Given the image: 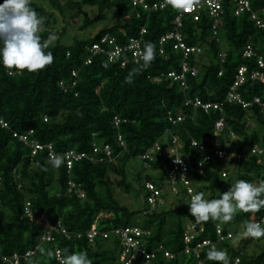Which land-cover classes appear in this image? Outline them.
Wrapping results in <instances>:
<instances>
[{"label": "trees", "instance_id": "16d2710c", "mask_svg": "<svg viewBox=\"0 0 264 264\" xmlns=\"http://www.w3.org/2000/svg\"><path fill=\"white\" fill-rule=\"evenodd\" d=\"M49 1L52 9L62 10L60 0ZM69 1L74 3L75 17L83 14L81 30L103 20L106 9L111 7L116 8L118 19L92 36L78 37L72 44H64L57 36L60 31L51 24L53 10L30 0V6L43 18L38 33L41 39L49 33L56 39L47 49L52 52L53 61L45 68L36 72L11 70L12 73L0 68V119L8 123V127L0 124V254L7 256L6 260L0 257V264H14L15 253L20 255L17 264H59L55 249L60 248L63 254L65 247L69 252L84 251L92 264H125L119 257L123 245L116 231L133 226L150 231L137 237L141 243L148 244L149 251L163 244L164 248L157 252L156 264H200L195 253L184 252L185 225L194 220L189 208L176 207L166 200L152 206L148 201L154 193L146 186L147 182L153 183L166 197L162 183L168 170L166 159L152 162L151 167L159 169L158 175L135 171L130 162L139 160L137 156L149 150L157 140L167 150L177 136L193 176L205 180L207 189L215 192L225 184V178L230 180L233 176L222 168L219 158L207 162L204 173H197L196 160L202 154L191 140L214 136L219 146L238 151L255 142L264 146L257 131L247 129L251 120L264 128V117L258 107L244 108L237 102L224 100L239 66L245 65L248 71L257 67L254 57L243 56L246 45L251 42L264 58V28L254 24L248 11L234 15V0H222L223 23L216 35L213 34V19L207 12L203 11L198 21L184 15L178 28L183 41L188 46H201L202 52L189 53L187 59L191 66H196L197 72L186 73V86H183L179 80L167 76L168 72L182 70L183 50L166 42L165 53L159 51L161 36L176 29L175 17L182 7L174 8L169 3L162 9L145 10L131 0ZM156 1L160 0H147L150 4ZM263 6L264 0H251L253 10ZM261 16L264 17V13ZM143 26L146 30L140 34ZM104 34L114 37L119 45L128 43L130 38L141 37L142 49L151 42L152 61L148 65L141 60L137 62L129 51L110 60L108 44L104 46L105 51L93 53L92 44ZM204 57L206 61L202 62ZM130 71L133 73L131 83H126L125 77ZM61 80L65 87H61ZM238 90L246 100L255 95L264 96V83L247 81ZM195 96L204 101L224 102V135L217 134L214 129L215 121L221 117L216 109L206 112L198 108L195 118L186 117L180 123H171L169 111L193 113L192 107L184 105V101ZM116 119L120 123L116 124ZM30 128L33 139L42 144L52 143L58 154L70 148L91 153L93 145L97 144L100 148L109 145L111 155L108 157L100 152L101 162L82 159L70 170L62 158L60 167L53 168L47 148L32 154V148L13 134L14 131L27 132ZM230 130L237 132L239 138L231 140ZM227 160L229 164H238L237 179L258 182L261 174L264 178V163L255 155L243 160L233 157ZM223 170L227 171L226 176L222 175ZM69 180L76 185L71 187ZM79 190L84 196H79ZM133 192L143 196L141 206L129 204L127 199ZM252 216L264 217V208L255 213L237 212L230 221L233 228L230 222L211 219L202 222L204 229L194 242L211 240L201 251L202 264H219L206 259V251L212 244L226 251L229 262L238 256L240 264H264V248L250 254L246 252L248 242L239 237L243 222ZM45 221L49 225L59 222L68 233L53 231L52 241L41 242L40 237L47 230ZM217 222L222 224L224 231L232 230L234 236L218 241ZM93 228L100 233L90 240L88 232ZM38 244L44 252L37 250L36 254L25 258L26 251L35 249ZM164 249L172 251L174 256L167 259ZM49 250L52 256L46 254Z\"/></svg>", "mask_w": 264, "mask_h": 264}, {"label": "built area", "instance_id": "2783aa9c", "mask_svg": "<svg viewBox=\"0 0 264 264\" xmlns=\"http://www.w3.org/2000/svg\"><path fill=\"white\" fill-rule=\"evenodd\" d=\"M133 4L140 5L145 10H153V9H162L166 7L169 4V0H160L153 2L150 4L147 2V0H131ZM235 3L233 5V13L234 15L242 14L245 11H248L250 14L251 20L254 22V24L258 28H264V17L261 16V13H264V6L258 9H252L251 8V0H234ZM185 3L187 4L186 7H182L180 13H178L175 17L176 21V29L173 31H169L163 36H161L159 43L161 45L160 47V53H165L164 45L166 42H171L173 48L175 49H181L184 52L183 60L181 62V71L179 73H176L174 71L168 72L167 76L172 77L174 80H179L181 85L186 86V80L185 76L186 73L191 72V74H196L197 68L196 66H191L189 63V53H200L202 52L201 46H188L184 41L182 34L179 31V27L182 24V18L184 15L188 14L192 16L193 20L198 21L200 20L201 13L203 11L207 12L213 19L212 22V28H213V34H217V29H219V26L222 25V13H223V6H222V0H185ZM138 14V13H137ZM146 28L143 26L140 29V34H143L145 32ZM141 40L142 38H130L128 43L124 45H119L115 42L114 37H112L109 34H104L98 41L94 42L92 44L91 51L93 53L99 52V51H105V45H110L111 48L107 50V54L109 56L110 60H113L117 57H119L123 51H129L132 53V57L134 60L139 62L140 59V53L143 50L141 47ZM220 56L223 57L224 54L220 53ZM244 57H254L257 62V67L252 69L251 71H248L247 67L245 65L239 66L237 73L235 74V79L233 81V84L229 87L225 101L232 103L237 102L242 105V107H252L256 106L262 113L264 117V96L261 95H255L251 99H244L238 90L239 87L246 83L247 81H254L259 80L260 82L264 83V71L262 70L264 68V58L262 55L258 54L254 47L252 46V43L249 42L244 51H243ZM89 61V59H88ZM9 73H12V71H9ZM220 74V72H219ZM155 79H158L156 77ZM61 87H65V82L61 80L60 82ZM223 101H204L198 96H195L194 98H186L184 101V105L192 107V112H183L179 111L178 113H173L172 111H169V120L172 124L180 123L185 120L186 117L195 118L196 117V109L202 108L204 111H209L210 109H216L221 112V117H219L215 123H214V129L217 134H223V131L226 127L225 122V114L223 110ZM44 120H47V117H44ZM116 124L120 123L119 119H116ZM0 124L2 127H8V123L4 120L0 119ZM33 133V129L30 128L27 132H15L14 136H16L19 140L23 141L27 145H29L32 148V154H35L40 149L47 148L48 154L50 155H56L58 154L52 143H46L42 144L41 142L33 139L31 137V134ZM224 135V134H223ZM229 137L231 140L239 138V134L235 132L234 130L229 131ZM120 138V144L121 146H124V142ZM173 144L169 146L166 149L162 148L161 143L157 140L153 146L146 150L144 153H140L137 157L139 160L143 162V165L145 167H150L152 162L157 160H162L163 158L166 159L168 164V170L166 174L167 181L169 182V187L172 193H179L178 187L176 186V182L179 181L182 183L186 188V195L190 198L191 194L195 193V189L192 186L190 174L192 173L191 165L188 161V158L184 156L181 152L182 142L178 139L177 136L173 137L172 140ZM191 144L193 146L198 147V151L202 154V157L196 160V171L198 174L204 173V166L207 162L212 161L214 158L219 159H230L231 157L236 158L237 160H243L246 158H249V156L255 155L258 157V161L264 163V146L255 142L252 145H250L247 149L238 151L234 149H229L228 147H221L218 145L217 138L214 136H206L201 141H198L196 139L191 140ZM228 145V143H227ZM104 153L108 157L111 155V149L109 145H104L103 148L98 147L97 144L93 145V150L91 153H86L83 151H77L75 148H70L65 151L60 152L61 157L64 159V162L66 163L67 169H72L73 165L76 162L81 161L82 159H88L91 162L97 163L101 162L103 160V157L99 156V153ZM59 154V155H60ZM175 159H180V162H175ZM202 161V163H201ZM227 171L223 170L222 175L226 176ZM262 175L258 178V180H264L262 178ZM1 181V176H0ZM68 184L71 185V187H74L76 184L69 180ZM146 186L153 191L154 194L150 195L148 197L149 203L154 206L157 204H161L165 201V197L162 196L160 190L155 187V185L151 182H147ZM189 189L192 190V192H189ZM79 196H84V192L82 190H79ZM42 219H45V217L42 215ZM264 218V217H262ZM252 221H259L261 218H257L252 216ZM45 225L47 226V230L41 235L40 240L41 242H48L52 241L54 239L53 231H56L58 233L67 234V230L59 223L57 222L55 225H49L45 221ZM204 227L202 222L197 223L195 220L189 221L186 224L185 231L183 233V240L185 243H187L184 247L185 253H195L196 257L199 259V263L202 264L203 261L201 259V251L204 246L211 244V240L209 239H203V240H196L194 242L195 237L200 234L203 231ZM215 231L218 237V241L224 240L227 238H232L234 236V233L232 230L228 229L224 231V228L221 223H216L215 225ZM116 232H119L121 235V242H122V250L120 252V260L124 261L125 264H156V260L158 258L157 252L159 250H162L164 248L163 244L159 243L155 249L149 251L147 248V243H141L140 239L137 238L141 236L142 234H149L150 231L140 227V226H133V227H127L122 230H117ZM100 232L93 228L88 232V236L90 240L95 239L97 234ZM104 236H107V233H103ZM43 249L40 244L36 246L35 249H31L26 251L24 257H28L30 255L36 254L37 250ZM44 250V249H43ZM62 255V251L60 248L55 249V255L57 258V254ZM163 255L170 259L174 256V253L168 249L163 250ZM0 257L3 260L7 259V256L1 255ZM13 262L14 264H17L20 260V255L15 253L13 255ZM58 260V258H57ZM59 261V260H58ZM27 264V263H25ZM229 264H240V258L236 256L232 261L229 262Z\"/></svg>", "mask_w": 264, "mask_h": 264}, {"label": "clouds", "instance_id": "9594fccd", "mask_svg": "<svg viewBox=\"0 0 264 264\" xmlns=\"http://www.w3.org/2000/svg\"><path fill=\"white\" fill-rule=\"evenodd\" d=\"M169 3L174 8L187 6L182 0H169ZM42 21L43 18L38 16L30 6V0H2L0 2V68L17 72H36L52 63V52L47 49L56 37L49 33L45 39H41L38 33ZM153 56V45L148 42L140 53V59L144 65H148ZM132 74L130 71L125 77L126 83H131ZM62 162L59 154L49 156V163L53 168L60 167ZM175 162L179 163L180 159H175ZM189 192L191 193L192 190L189 189ZM187 204L190 216L197 223L210 219L229 222L237 211L255 213L264 208V180L252 182L235 179L230 183L227 191L217 190V195L213 198H207L203 191L191 194ZM242 228L245 236L261 237L264 235V218L259 221L246 220ZM41 251L44 252L43 249ZM46 254L52 256V251L49 250ZM57 258L59 264H92L84 251L69 252L67 247L63 249L62 255L57 254ZM206 259L219 262V264H229L226 251L217 248L215 244H212L206 251Z\"/></svg>", "mask_w": 264, "mask_h": 264}, {"label": "rangeland", "instance_id": "374dc122", "mask_svg": "<svg viewBox=\"0 0 264 264\" xmlns=\"http://www.w3.org/2000/svg\"><path fill=\"white\" fill-rule=\"evenodd\" d=\"M39 3L41 2L48 10H53L54 14L51 18V24H53L55 30L60 31L57 35L59 40L64 44H72L76 38L80 37H89L99 30L103 28H107L112 26L118 19V13L115 7H111L106 9L105 18L103 20H100L98 22L92 23L89 26H87L84 29H80L79 25L83 22V14H80L78 17H75L74 12V3L69 0H60L62 4V10L53 8L50 4L49 0H36ZM96 12H90V15H93ZM206 59L202 60V62H205ZM182 111V110H181ZM247 129H255L262 138V143L264 142V128H262L260 125H258L255 121H250ZM164 162V161H163ZM130 165L133 167V170L140 171L141 173H148L151 175H158L159 169H154L151 166L150 167H143L142 161L138 159H133L130 162ZM221 165L222 168H225L228 172H230L231 176H233L230 180L228 178L224 179L225 184L217 188L220 192L227 191L230 187V183L234 182L235 179H237V169L236 165L237 163L229 164L228 160L226 158H221ZM166 168H168V164H165ZM191 183L193 188L195 189V192L197 191H203L205 193V196L207 198H213L217 195V190L215 192H212L210 189H207L206 186L208 183L201 179L193 176V173L190 174ZM164 185V192L166 196L167 203L173 204L176 207L179 206H188L187 202L190 201V198L186 195V188L185 186L180 183L179 181L176 182V186L178 187L179 193H172L169 187V182H167V179L164 178L163 180ZM126 194V193H125ZM124 194V195H125ZM130 205H136L141 206L143 204V196L138 195L135 192L131 193L129 195V198L127 199ZM239 212V211H237ZM230 222V221H229ZM230 227H234L233 223L230 222ZM239 237L244 239L245 242H248L247 245V251L248 253H255L260 252L264 248V235L261 237H251V236H245L243 235L242 229L239 230ZM239 245V244H236Z\"/></svg>", "mask_w": 264, "mask_h": 264}, {"label": "snow or ice", "instance_id": "6c2138e0", "mask_svg": "<svg viewBox=\"0 0 264 264\" xmlns=\"http://www.w3.org/2000/svg\"><path fill=\"white\" fill-rule=\"evenodd\" d=\"M182 2H185V0H182Z\"/></svg>", "mask_w": 264, "mask_h": 264}]
</instances>
